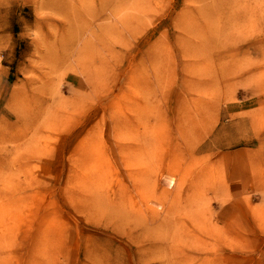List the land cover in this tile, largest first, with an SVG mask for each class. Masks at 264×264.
<instances>
[{
    "label": "rangeland",
    "instance_id": "rangeland-1",
    "mask_svg": "<svg viewBox=\"0 0 264 264\" xmlns=\"http://www.w3.org/2000/svg\"><path fill=\"white\" fill-rule=\"evenodd\" d=\"M0 264H264V0H0Z\"/></svg>",
    "mask_w": 264,
    "mask_h": 264
}]
</instances>
